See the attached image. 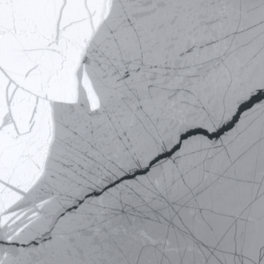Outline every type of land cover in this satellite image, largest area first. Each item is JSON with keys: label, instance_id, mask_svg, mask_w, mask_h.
I'll return each instance as SVG.
<instances>
[{"label": "snow or ice", "instance_id": "6c2138e0", "mask_svg": "<svg viewBox=\"0 0 264 264\" xmlns=\"http://www.w3.org/2000/svg\"><path fill=\"white\" fill-rule=\"evenodd\" d=\"M0 264H264V0H0Z\"/></svg>", "mask_w": 264, "mask_h": 264}]
</instances>
